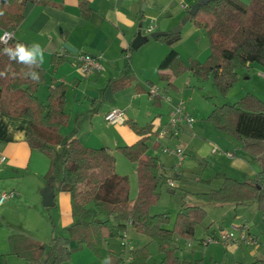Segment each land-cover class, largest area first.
I'll return each mask as SVG.
<instances>
[{
  "label": "trees",
  "instance_id": "obj_1",
  "mask_svg": "<svg viewBox=\"0 0 264 264\" xmlns=\"http://www.w3.org/2000/svg\"><path fill=\"white\" fill-rule=\"evenodd\" d=\"M25 0H0V28L14 31L22 21ZM81 14L87 16L85 0H78ZM189 19L202 27L207 36L210 53L203 62L191 58L185 64L175 49H170L158 65L159 77L169 81L172 77L189 71L197 78L211 77L216 89L225 93L237 79V68L252 63L264 65V0H208L200 4ZM149 36V35H147ZM168 45L180 39V32L169 30L155 38ZM20 39L8 40V45ZM6 45L0 43V109L7 114L28 120L26 141L30 147L45 153L50 158L49 169L45 173L48 183L55 181V162L61 163L58 188L69 194L73 224L68 236H52L48 243L31 240L22 234L8 237V254L16 255L32 264H59L69 258L71 240L79 246L86 245L102 259L101 264H122L124 257L119 252L109 251L101 255L99 246L110 237H122L131 226L151 240H154L163 256L155 264H202L201 259L184 260L176 253L178 238L194 237L195 228L206 216V210L199 204H182L176 212L171 227L167 225L171 217L167 212L150 213L160 195V188L167 185L168 176L163 172V164L158 156L148 152L149 141L155 134L153 123L140 126L126 120L139 138L117 148L136 164L137 194L128 197V179L115 171V156L109 147H88L77 138L63 141L59 129L68 122L65 109L66 85L54 84L49 88L46 102L36 95L39 84L44 79L41 63L35 67L39 82L26 77L27 68L23 64L9 60L3 53ZM60 59L52 56L56 64ZM23 70V71H22ZM129 76H122L109 83L112 90L125 87ZM158 94H153L157 97ZM222 132H229L242 142V148L256 157L261 170L253 178L238 180L224 177L221 185L195 196L209 203H234L255 201L264 221V102L252 93H247L232 104L215 105L207 115ZM60 145V153L54 157L52 145ZM168 186V185H167ZM173 192L172 187H167ZM89 203L94 204L91 218L81 221ZM47 254L45 259L43 256ZM128 264H149L148 248L143 245L130 251ZM247 264H264V256Z\"/></svg>",
  "mask_w": 264,
  "mask_h": 264
},
{
  "label": "crops",
  "instance_id": "obj_2",
  "mask_svg": "<svg viewBox=\"0 0 264 264\" xmlns=\"http://www.w3.org/2000/svg\"><path fill=\"white\" fill-rule=\"evenodd\" d=\"M85 1L88 6L86 17L81 14L78 0H25L22 21L13 31V36L23 40L27 45L34 42L39 43L43 49V62L41 64L44 68V79L36 91L39 100L46 102L49 88L54 84L64 83L66 85L65 109L69 119L66 125L59 129L62 140L68 141L77 138L88 147L106 146L111 149L112 147L131 144L139 136L132 130L128 122L116 125L107 123L104 120V114L110 108H122L127 120L140 126L153 123L155 131H157L160 125L166 121L173 106L179 100L186 102L174 83L175 77L169 81L162 80L158 70L160 61L170 49H175L180 55L178 51V43L180 42L168 45L151 38L149 34L148 40L137 49L131 48L130 44L137 33H141L142 29L146 32V27L154 21L153 31L168 32L172 30L173 27L180 24L181 18L188 16L189 8L198 0ZM2 31L4 29L0 28V34ZM142 35L147 36L148 34ZM64 44L70 45L76 51L66 49ZM204 52L207 53L208 57L209 46L204 48ZM84 53L101 57L103 68L100 72L92 74L80 72L78 68L79 58ZM53 55L60 59L56 64L52 62ZM205 58L196 59L203 62L207 59ZM185 64L187 65L189 62ZM155 68L158 78L153 72ZM122 76H129V83L123 88L112 90L109 83ZM108 87L111 91L110 101L105 98V91ZM153 87L159 91L157 97H153V94L150 93V89ZM40 89H43V97L37 94ZM186 110L188 111V109ZM99 115L103 117L105 123L116 127L117 132L112 136V144L105 141L104 135H93L92 127L86 131L84 129L88 119L92 123L93 117ZM204 127V124L201 126L194 123L191 127L183 124L180 134L176 138L168 140H174V143L183 147L181 157L166 154V158L170 159L169 165L157 154L156 149L160 148V145L158 142H153L154 135L152 136L149 141L148 152L159 157L163 164V172L168 176L167 180L174 178V183L183 180L184 164L190 169H193L191 166L197 164L199 167L203 165L201 171L203 173L198 175L197 181H202L206 188H202L200 191H192V193L216 189L226 176L238 180L256 176L261 170V165L255 157L243 151L235 139L233 141L221 132L209 136ZM27 129L28 120L26 118L7 114L0 109V157L4 156V160L0 161V194L10 190L15 192L12 198L0 203V222L5 219L3 214L8 209L23 202L28 194L33 195L36 200L41 198L42 202L41 193L46 185L52 187L53 202L54 204L56 202L53 182L48 183L45 176L42 177L46 170L47 157L27 143ZM199 132L200 135H198ZM207 132L209 133L208 129ZM203 135L207 137H203ZM214 145L217 150L212 152L211 148ZM57 146L61 150V146ZM227 152H231V156H228ZM48 159L50 164V158ZM116 163L115 159V171L117 172ZM133 164L136 172V164L134 162ZM167 167L170 169L169 173L165 171ZM33 175H36L34 181L31 177ZM174 187L176 186L173 185L172 188ZM135 196L128 190L129 198ZM67 198L70 209L69 194ZM10 201L13 203H8ZM198 202L202 201L198 200ZM92 212L93 208L91 214ZM70 216L66 228L52 236L69 235L68 229L76 221L71 214ZM80 220L82 221V216ZM210 233L207 232L208 235ZM13 234H22L31 240L45 242L40 241L41 239L34 235L32 237L23 233ZM124 238H126L125 233L122 235V239ZM107 241L108 238L102 242L99 248ZM69 245L77 247L78 243L71 240ZM127 247L123 246V251L119 253L122 256L123 254L126 255L129 263L132 248L127 249ZM46 256L47 254L42 259H45ZM23 264L32 263L26 261Z\"/></svg>",
  "mask_w": 264,
  "mask_h": 264
},
{
  "label": "rangeland",
  "instance_id": "obj_3",
  "mask_svg": "<svg viewBox=\"0 0 264 264\" xmlns=\"http://www.w3.org/2000/svg\"><path fill=\"white\" fill-rule=\"evenodd\" d=\"M241 1L247 3L250 0ZM182 19L183 18H181V20ZM141 33L146 34L143 29L141 30ZM176 42H180L178 43V51L183 62H189L190 59L194 57L203 59V57L205 58L206 56L207 58V53L204 52V48L208 46L206 32L202 27L196 26L191 19H188L182 26L180 30V39ZM156 70L157 69L155 68L153 72L157 75ZM157 83H159V81H157ZM174 83L179 93L186 101L184 107L185 109H188L193 117L192 124L195 123L196 125L199 124L201 126L204 124L206 133L209 136H214V133L221 132L225 134V136H228L229 139H233V141L235 139L239 145H241V149L245 151L242 148V142L240 139L229 132H222L217 129L214 123L207 119V115L215 105H220L222 103H235L247 93L256 95L264 102L263 64L252 63L247 67L237 68V79L225 93H220L216 89L211 77L200 79L192 75L189 71L177 75L174 79ZM42 90L43 89H40L37 93L40 97H43ZM170 90L172 91V89ZM86 125L87 126L84 128L85 131L92 127L91 132L93 135H104L105 141L110 144L113 143L112 136L117 132L116 127L105 123L101 115L93 117L92 123H90L88 119ZM207 129L209 133L207 132ZM198 135H200V132ZM203 137L207 136L203 135ZM174 142V140H163V144L180 146ZM180 147L183 148L182 146ZM111 149L114 152L117 161V172L127 176L129 192H131L132 195H136L137 176L134 171L133 162L117 147H112ZM156 151L160 158L169 165L170 159L166 158V153H163L161 148L156 149ZM52 152L53 155L55 154V156H57L60 153L59 147L55 144L52 145ZM43 154L47 157L46 160H48V162L42 177L45 176V173L49 169V157L45 153ZM191 167H193V169H190L184 164L183 180H178L179 183H174L176 187L173 188V192L167 190L168 186L166 184L161 186L159 198L154 205L150 206L149 210L150 213L167 212L171 217V221L167 225L168 227H171L176 212L182 207L184 202L186 204L201 203L199 205L206 210L205 218L195 228L194 237L190 239L179 238V242L176 243L175 253L184 260L201 259L203 264H247L256 258L263 257L264 221L262 220V214L257 208L256 202L251 200L235 205L234 203H208L198 199L192 191H200L202 188H206L204 187L206 185L202 184V181H197L198 175L203 173L201 172L203 165H200L199 167L197 164ZM54 171L56 177L53 182L56 195V202L54 205L44 206L41 202V198L36 200L33 195L28 194V197L23 202L8 209L6 213L3 214L5 215V219L0 222V264L26 263L25 259L13 254H8L9 235L13 233H23L32 237L36 236L41 239L40 241L48 242L54 233L63 231L68 225L67 222L71 218L67 198L68 194L58 188V180L61 173V163L59 159L55 162ZM165 171L169 173V167H167ZM31 177L33 178V181L36 179V175ZM198 200L202 202H198ZM8 203H13V201ZM92 208H94V204L89 203L87 205V210L82 215V220L90 219ZM241 226L246 227L248 232L256 236V244L247 246L239 244L235 239L229 240L227 243L216 239L220 236L222 230L233 232L235 238ZM208 231L211 232L209 235L207 234ZM125 237L129 242L127 249H136L145 244L147 245L149 254L147 261L149 264H155L161 260L163 254L154 240L138 233L131 226L125 231ZM208 237L212 238L211 241L207 243L205 241ZM121 239L122 237L108 238V241L99 248L100 254L106 256L109 251H123ZM187 242H190L191 245H187ZM71 247L72 251L69 258L59 264L102 263L101 257L88 246L78 245L77 247ZM123 256L124 261L122 264H128V260L126 259L127 256L124 254Z\"/></svg>",
  "mask_w": 264,
  "mask_h": 264
},
{
  "label": "built area",
  "instance_id": "obj_4",
  "mask_svg": "<svg viewBox=\"0 0 264 264\" xmlns=\"http://www.w3.org/2000/svg\"><path fill=\"white\" fill-rule=\"evenodd\" d=\"M154 30L153 23H150L146 27V33L149 35ZM5 32L13 34L11 30H4L0 34L2 36ZM78 68L82 74H92L96 72H100L103 68L101 57L98 55H91L89 53H84L79 58ZM151 94H158L159 91L157 88L150 89ZM104 120L109 124H124L127 120L125 112L122 108L112 107L104 114ZM193 123V117L191 114L185 109L184 101L179 100L176 105L173 106L172 110L169 112L166 121L160 125L153 136V142H158L160 148L163 153L173 154L178 157L183 155V148L178 145L169 146L167 144H163V140H170L176 138L183 127V124L190 126ZM217 148L212 146L211 151L215 152ZM228 156H231V152L226 153ZM4 160V156L0 157V161ZM179 166V165H178ZM167 185L169 187H173L174 180H167ZM15 195L13 190L5 191L0 194V203L12 198ZM237 236L234 238V233L229 231H221V234L216 239L227 243L229 240L235 239L239 242V244L243 245H254L257 242L256 236L248 232V229L244 226L239 228ZM212 238V237H211ZM211 238H207L205 242L211 241ZM129 242L126 238L122 239V245L128 246ZM187 245H190V242H187Z\"/></svg>",
  "mask_w": 264,
  "mask_h": 264
},
{
  "label": "clouds",
  "instance_id": "obj_5",
  "mask_svg": "<svg viewBox=\"0 0 264 264\" xmlns=\"http://www.w3.org/2000/svg\"><path fill=\"white\" fill-rule=\"evenodd\" d=\"M11 39H13V34L8 32L0 36V43L6 45L3 48V53L8 56L9 60L25 65L27 71H24L23 74L31 80L39 82L40 76L35 71V67H38L39 63L43 62V49L41 45L35 42L31 45L16 42L14 45L9 46L8 40ZM3 76H5V72H0V77Z\"/></svg>",
  "mask_w": 264,
  "mask_h": 264
},
{
  "label": "water",
  "instance_id": "obj_6",
  "mask_svg": "<svg viewBox=\"0 0 264 264\" xmlns=\"http://www.w3.org/2000/svg\"><path fill=\"white\" fill-rule=\"evenodd\" d=\"M206 2H208V0H198L196 3H194L188 10V16H185L180 21V24L173 27L171 31L174 33H179L181 30V26L188 20L189 16L195 14L196 11L198 10L200 4H203ZM166 33H167L166 31H153L152 33H150V37L156 38V37H158L160 35H164ZM148 38H149L148 36H143L140 32L137 33L136 36L131 41V44H130L131 48L137 49L140 45L145 43L148 40ZM64 47L68 50L76 51V49L72 48L68 44H64ZM105 98L109 101L111 100V91H110L109 87L105 91ZM41 195H42V203L44 206H51L54 204V202H53V191H52V187L50 185H46L44 187Z\"/></svg>",
  "mask_w": 264,
  "mask_h": 264
}]
</instances>
